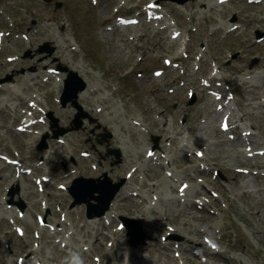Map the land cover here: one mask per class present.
<instances>
[{
  "label": "rangeland",
  "instance_id": "rangeland-1",
  "mask_svg": "<svg viewBox=\"0 0 264 264\" xmlns=\"http://www.w3.org/2000/svg\"><path fill=\"white\" fill-rule=\"evenodd\" d=\"M150 2L156 11L146 13ZM123 16L138 23L120 26ZM173 30L186 46L172 42ZM262 37L264 1L0 0V154L33 171L19 176L0 159V264H264V154H255L264 151V72L228 69L264 68ZM177 54L159 80L163 59ZM61 69L87 84L81 111L70 99L74 79L62 105ZM212 74L224 78L202 85ZM154 88L161 91L150 98ZM36 98L38 111L29 105ZM33 111L34 132L18 130ZM79 112L80 129L37 150L43 134L74 127ZM224 119L234 129L222 131ZM155 120L165 132L154 130ZM105 174L113 187L124 180L108 215L88 219L86 204L70 208L75 177ZM183 183L189 187L179 191ZM123 218L151 239L131 246L126 227L118 229ZM211 239L225 257L213 255Z\"/></svg>",
  "mask_w": 264,
  "mask_h": 264
},
{
  "label": "water",
  "instance_id": "water-1",
  "mask_svg": "<svg viewBox=\"0 0 264 264\" xmlns=\"http://www.w3.org/2000/svg\"><path fill=\"white\" fill-rule=\"evenodd\" d=\"M176 1L178 3H185L188 0H172ZM59 6V5H58ZM47 45V44H46ZM64 71H68L66 69H63ZM75 80L76 87L74 88V91L72 92V95L70 99L72 100V104L77 107L79 111L82 110V108L78 105L77 99L79 96V93L82 92L86 88V82L78 75L75 71H69L68 77L64 81V90L62 93V105L65 106L67 103V94L72 86V80ZM195 102V97H193L192 101L189 104H192ZM80 112L75 115L74 123L76 124L74 127L69 129H61L59 133H56L53 137H58L61 134H64L68 130L71 129H80L81 121L79 119ZM50 117L52 118V114H50ZM56 122L57 120L54 119ZM48 135H45L41 142L38 145L39 150H43L47 147V140ZM155 143H157V139L155 140ZM119 153L116 152V156L119 158ZM123 181L120 183H117L114 187L112 186L109 178L105 175V178L101 180L93 179V178H77L73 181V184L69 187V192L74 198V202L71 206H75L77 204L86 203L87 204V216L89 218L92 217H99L102 216L110 207V204L112 200L114 199L116 193L119 191L120 187L122 186ZM18 190V188H17ZM95 193H98V195H95ZM13 194V193H12ZM92 200H95L98 202L97 205L92 203ZM18 205V202H16ZM20 207H24L22 203H19ZM99 207L98 210H94L95 207ZM127 223V229L128 234L131 236L130 243L133 246H136L138 244H144V238L146 235L144 233L140 232V227L137 222L130 221L129 219H126ZM130 223L134 225V228L131 227Z\"/></svg>",
  "mask_w": 264,
  "mask_h": 264
},
{
  "label": "bare ground",
  "instance_id": "bare-ground-1",
  "mask_svg": "<svg viewBox=\"0 0 264 264\" xmlns=\"http://www.w3.org/2000/svg\"><path fill=\"white\" fill-rule=\"evenodd\" d=\"M231 1V0H230ZM226 2H228V1H226ZM256 2H259V3H261L262 1L261 0H256ZM218 3H220V4H223V3H221L220 1H218ZM213 5H215V4H213ZM208 6H210V7H212V5H208ZM186 7V6H185ZM145 12H147V9H145ZM124 27H127V26H124ZM166 27H159L158 29H165ZM167 29H169L168 27H167ZM234 29H236V27H230L229 28V30L228 31H232V30H234ZM177 31V30H176ZM172 33H174V31L172 32ZM137 35L138 34H136V35H134V36H131L130 38H128L130 41H134L135 40V38L137 37ZM171 39H172V42L174 43L175 42V40H174V38H172L171 37ZM182 42H181V45H183V46H186V44H187V42H188V40L189 39H186L185 37L183 38V39H180ZM264 40V37H262V39H261V41H263ZM139 44L137 43V44H134V46L135 47H137ZM177 59H179V55L177 54V55H175V57L174 58H172V59H167V58H164L163 60H164V62L162 63V66H160L159 68H160V71H159V74H160V78H159V80H163L165 77V74L166 73H170V72H172L173 71V68L171 67V62H173V61H176ZM14 60V59H13ZM42 65V64H41ZM163 68V69H162ZM216 68H217V70H219V71H221V72H223L224 71V68L222 67V66H220V64L219 63H217L216 64ZM228 69L229 70H231V73H235V74H247V75H249V74H252V73H254V72H264V68H263V66H261V65H257V66H249V69L247 70V69H245V68H242V67H240V66H238V65H236V66H234L233 68H231V67H228ZM206 70H207V72H210L211 70H213L212 68H211V66H208L207 65V67H206ZM132 72H133V70L132 71H128L127 72V74H132ZM47 75H49V74H47ZM50 77H51V75H49ZM49 77V78H50ZM139 77V76H138ZM143 76L141 75V77L140 78H142ZM154 75H153V77H150L149 78V81L151 82V81H153L154 80ZM226 77V76H225ZM224 77H218L217 75H215V74H212V76H209V77H206L205 78V80L206 81H208V82H204V83H202V85H205L206 87L208 86V85H210V83H211V81L213 80V79H223ZM156 84V86H160V82H155ZM201 85V86H202ZM155 86V87H156ZM4 87H6V88H10L11 87V85L9 84V85H5ZM5 88V89H6ZM160 92L161 91V89L160 88H154L152 91H150L149 93H148V95H149V97L151 98V97H153V96H155L156 94H157V92ZM88 93H87V91H86V89L83 91V92H81V94H80V96H79V98L80 99H83L86 95H87ZM220 97H222V95H220ZM103 101H106L108 98L107 97H102L101 98ZM40 101L41 100H38L37 98H36V101H35V103H33V104H35V106H36V104L37 103H40ZM104 107L105 108H108L109 107V105H104ZM38 109H40V108H38V106H36V109H35V111H37ZM155 110V108H153V107H149L148 108V111L149 112H153ZM34 112V111H33ZM30 116H32L31 115V113H29L28 114V116L25 118V126H23L24 128H25V130H24V132H27L28 130H26L27 129V127L28 126H30V125H33L32 123H34V121H33V119H32V117H30ZM227 120L226 119H224L223 120V122H224V124H226V123H228V122H226ZM136 122V121H135ZM104 124V123H103ZM138 124H140V123H138ZM105 125H107V124H105ZM135 125V124H134ZM229 125H231V130L232 129H234L233 128V125L231 124V123H229ZM153 127H154V130L155 131H166V130H163L162 128H160L159 126H158V123H157V121L155 120L154 122H153ZM222 130V129H221ZM31 133L33 132V130H29ZM223 131V130H222ZM31 133H28V134H31ZM174 133V132H173ZM66 136H67V134H66ZM66 136H63V137H65L64 139L66 140ZM173 136H170L169 137V139H170V141L171 142H173V141H175V142H177V140L175 139V138H172ZM62 136L60 137V138H58V139H60V140H58L59 142H63L62 141ZM197 142H201V140H196ZM227 141H230V140H227ZM242 142H243V140H241ZM225 142H226V140H225ZM113 145H119V142H118V140L117 139H115L114 141H113ZM235 147L236 146H239V145H241V143H240V141H237L236 142V144H233ZM121 146V145H120ZM54 153V151H52L51 152V154H53ZM126 153V152H125ZM257 155H259V154H257ZM125 167H127L126 165H124L123 166V168H121L120 170L122 171ZM18 168V172L20 173V172H24V170H22L21 168H20V166H18L17 167ZM132 171H134V169L132 170ZM26 172V171H25ZM21 176V175H20ZM131 176H133V174H131ZM17 177V176H16ZM16 180L18 181V178H16ZM246 192V191H245ZM199 194L200 195H203V193H201V192H199ZM133 195H134V193H133ZM127 197V196H126ZM125 197H122V199H124ZM117 200H115L114 202H113V204H112V207H116L117 206ZM14 209H16L15 207H14ZM1 210V209H0ZM2 211V210H1ZM1 214H3L2 212H0ZM9 214V216H11V218H15V216H14V214L12 213V211H9L8 212ZM19 213V212H18ZM110 213V211H108V212H106V215H108ZM23 215V214H22ZM54 233V232H53ZM24 234H25V232H24ZM172 248H174V246L172 247ZM213 255H217V256H219V258L220 257H225L224 255H222V254H220V253H218V252H216V251H214L213 252ZM134 258L135 259H137V260H139V261H141V257L140 256H138V255H135L134 256ZM28 263V262H27ZM26 262H25V260L23 259V261L22 262H19V264H27ZM138 264H140L139 262H138Z\"/></svg>",
  "mask_w": 264,
  "mask_h": 264
},
{
  "label": "snow or ice",
  "instance_id": "snow-or-ice-1",
  "mask_svg": "<svg viewBox=\"0 0 264 264\" xmlns=\"http://www.w3.org/2000/svg\"><path fill=\"white\" fill-rule=\"evenodd\" d=\"M150 155H151V153H150Z\"/></svg>",
  "mask_w": 264,
  "mask_h": 264
}]
</instances>
